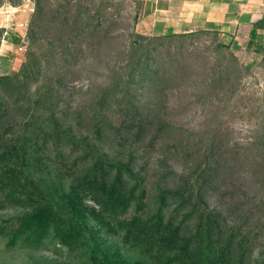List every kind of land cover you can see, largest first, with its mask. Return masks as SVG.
<instances>
[{
    "label": "trees",
    "instance_id": "trees-1",
    "mask_svg": "<svg viewBox=\"0 0 264 264\" xmlns=\"http://www.w3.org/2000/svg\"><path fill=\"white\" fill-rule=\"evenodd\" d=\"M80 1L61 0L53 6L51 0H34L26 31L29 47L24 79L16 74L0 75V209L8 205L26 208L0 221V237L7 239L10 248L55 244L78 250L85 257L81 264H147L110 253L91 224L95 221L100 227L115 224L123 229L125 240L154 264H246L240 231L205 200L214 187V164L204 161L183 188L162 190L155 211L146 215L148 186L143 174L135 173L130 162L110 159L104 150V140L113 138H126L130 148L139 147L146 139L149 146H155L163 139L168 126L156 115L167 83L180 75L177 55L186 52L185 41L218 32L149 35L133 27L124 65L112 70L110 82L92 103L66 111L60 93L52 94L39 80L45 71L43 64L51 68L55 56L48 54L49 59L36 66L32 50L45 22L54 25L58 33H67L66 45L90 30L96 33L104 28L103 7L96 10L98 21L94 23L89 15L73 12L74 6L80 8ZM6 2L14 1L0 0V6ZM22 38L0 27V45L3 40L18 45ZM216 47L219 52L229 48ZM247 47L261 48L264 62V17L253 23ZM72 48L63 52L66 64L53 70L59 81L58 73L74 64ZM215 70L217 74L226 70L225 76L229 75L226 65ZM32 84H37L33 93ZM10 119L15 120L9 123ZM49 145L54 146L57 157L64 155L63 149L75 155L72 168L78 163L86 165L67 186L49 173ZM164 177L173 179L175 173L167 171ZM236 239L239 254L235 259ZM257 264H264V259Z\"/></svg>",
    "mask_w": 264,
    "mask_h": 264
},
{
    "label": "rangeland",
    "instance_id": "rangeland-1",
    "mask_svg": "<svg viewBox=\"0 0 264 264\" xmlns=\"http://www.w3.org/2000/svg\"><path fill=\"white\" fill-rule=\"evenodd\" d=\"M13 1L12 5L22 2ZM60 1L51 0L53 6ZM10 4L6 2L1 6ZM79 5V9L72 6L73 12L89 15L94 18V23L98 21L94 17L96 10L103 7L107 18L104 28L100 27L96 33L90 30L66 45L67 33L62 35L54 25L45 22L41 37L35 41L32 50L36 55V66L43 59H49L48 54L55 56H51L55 58L51 68L42 63L45 71L39 80L42 86L48 85L52 94L60 93L62 109L66 111L92 103L110 82L112 70H119L124 65V53L137 20L134 0H82ZM32 12L17 18L24 24L25 38ZM13 18V15H0V24L11 25ZM248 40L249 32L239 35L236 40L218 32L185 41L186 52L177 55L180 75L167 83L156 115L168 126L163 139L155 146H149L146 139L139 147L130 148L126 138H113L104 140V150L110 159L130 162L135 173L143 174L148 186L146 215L155 211L156 198L162 190L183 188L204 161L214 164L217 170L212 179L214 187L206 193L205 200L221 213L227 224L240 231L247 253L246 264H257L264 259V62L262 49H249ZM217 44L229 48L219 52ZM68 46L74 47L71 50L74 64L70 70L58 73L59 81L53 70L61 63L66 64L63 52L69 51ZM27 47L28 44L12 64L14 69H8L6 73L0 68V75L16 72V76L24 79L22 72ZM225 65L228 66V77L224 74L226 70L222 74L215 70ZM37 84L31 85L32 93ZM63 150L64 155L57 157L54 146L49 145L46 156L52 168L49 173L55 174L52 177L67 186L86 165L78 163L72 168L76 156L69 155L68 149ZM167 171H174L175 177L165 178ZM44 172L47 173L46 169ZM25 209L8 205L0 209V221ZM91 224L110 253L127 261L142 260L154 264L145 260L131 241L125 240L123 229H118L115 224L107 227H100L95 221ZM229 232L228 228L225 237ZM237 242L236 239L233 258L239 254ZM84 259L80 251L55 247V244L10 248L7 239L0 237V264H81Z\"/></svg>",
    "mask_w": 264,
    "mask_h": 264
},
{
    "label": "crops",
    "instance_id": "crops-1",
    "mask_svg": "<svg viewBox=\"0 0 264 264\" xmlns=\"http://www.w3.org/2000/svg\"><path fill=\"white\" fill-rule=\"evenodd\" d=\"M33 5L32 0H22L18 5L0 6V15L14 17L11 25L3 22L0 27L23 36L24 24L17 18L25 13L29 15ZM134 6L136 31L149 35L210 30L236 40L239 35L249 32L257 19L264 17V0H134ZM17 46L6 40L1 43L0 68L6 73L8 69H14L12 64L19 59L18 54L23 53Z\"/></svg>",
    "mask_w": 264,
    "mask_h": 264
},
{
    "label": "built area",
    "instance_id": "built-area-1",
    "mask_svg": "<svg viewBox=\"0 0 264 264\" xmlns=\"http://www.w3.org/2000/svg\"><path fill=\"white\" fill-rule=\"evenodd\" d=\"M26 45H27V40L26 38L23 36L22 41L18 44V50L19 51H25L26 50Z\"/></svg>",
    "mask_w": 264,
    "mask_h": 264
}]
</instances>
